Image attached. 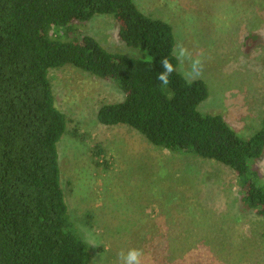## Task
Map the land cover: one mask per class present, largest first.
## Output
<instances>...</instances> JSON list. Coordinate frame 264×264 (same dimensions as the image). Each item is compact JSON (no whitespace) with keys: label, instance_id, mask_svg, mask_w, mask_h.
Segmentation results:
<instances>
[{"label":"rangeland","instance_id":"374dc122","mask_svg":"<svg viewBox=\"0 0 264 264\" xmlns=\"http://www.w3.org/2000/svg\"><path fill=\"white\" fill-rule=\"evenodd\" d=\"M134 2L145 15L172 25L176 48L202 54L197 80L207 84L209 98L199 112L223 116L243 139L260 131L264 0ZM121 28L114 16L97 15L69 35L59 32L65 40L91 36L110 53L142 59L143 51L122 40ZM186 69L187 63L179 65L183 76ZM50 79L56 107L71 120L58 144L66 201L95 264H118V252L130 248L143 251L142 264H163L168 254L169 264H183L186 256L209 264H264V219L243 204L234 172L157 148L127 126L102 125L99 109L126 99L113 81L72 67L51 71ZM252 170L264 187V158ZM155 255L162 257L152 262Z\"/></svg>","mask_w":264,"mask_h":264},{"label":"trees","instance_id":"16d2710c","mask_svg":"<svg viewBox=\"0 0 264 264\" xmlns=\"http://www.w3.org/2000/svg\"><path fill=\"white\" fill-rule=\"evenodd\" d=\"M97 15L114 16L122 40L144 57L110 53L91 36L65 40ZM175 48L172 25L134 0H0V264H95L62 182L58 144L71 120L56 107L50 72L65 67L113 81L126 94L99 109L102 125L127 126L157 148L224 165L242 181L245 207L264 219V187L252 170L264 158V126L243 139L223 116L202 114L207 84L188 83L179 70L162 88L160 61L167 56L179 68ZM183 262L209 264L195 256Z\"/></svg>","mask_w":264,"mask_h":264},{"label":"clouds","instance_id":"9594fccd","mask_svg":"<svg viewBox=\"0 0 264 264\" xmlns=\"http://www.w3.org/2000/svg\"><path fill=\"white\" fill-rule=\"evenodd\" d=\"M172 56L179 62L181 68L187 63V69L184 71L185 81L191 83L200 79L204 72V60L202 54L193 55L184 45H178L172 50ZM163 71L157 74L156 79L160 82L162 88H167L170 84V77L177 72L178 68L174 65L169 57L165 56L160 61ZM144 253L141 249L130 248L125 252L123 249L117 254L118 264H142Z\"/></svg>","mask_w":264,"mask_h":264}]
</instances>
